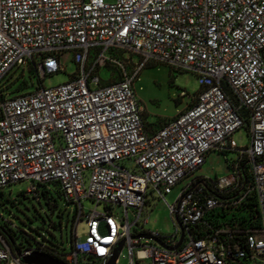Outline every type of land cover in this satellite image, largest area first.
I'll return each mask as SVG.
<instances>
[{
	"label": "built area",
	"instance_id": "1",
	"mask_svg": "<svg viewBox=\"0 0 264 264\" xmlns=\"http://www.w3.org/2000/svg\"><path fill=\"white\" fill-rule=\"evenodd\" d=\"M106 1L0 0V83L14 69L39 83L9 100L0 87V191L25 183L31 195L53 185L75 207L72 250L57 256L61 264H109L119 247L114 264L124 252L126 264H264V0ZM64 52L75 74L45 89L46 77L63 72ZM151 64L191 73L200 87L191 107L154 131L134 89ZM105 68L113 73L103 79ZM239 130L249 144L232 149ZM231 151L230 175L211 183L217 195L194 180L169 207L173 236L139 228L148 190L164 200L208 154ZM244 168L251 188L242 185ZM252 192L262 226L247 236L245 254L221 243L207 217L224 206L220 196L236 193L230 204L237 205ZM83 200L106 212L84 216ZM32 254H11L0 238V264Z\"/></svg>",
	"mask_w": 264,
	"mask_h": 264
},
{
	"label": "rangeland",
	"instance_id": "2",
	"mask_svg": "<svg viewBox=\"0 0 264 264\" xmlns=\"http://www.w3.org/2000/svg\"><path fill=\"white\" fill-rule=\"evenodd\" d=\"M107 3L113 0H107ZM123 60H131L132 64L139 63L137 56H130L129 53L122 54ZM59 66L63 72L46 77L43 80L42 86L45 89H52L61 86L69 81L71 76L76 72V66L72 62V54L64 52L59 58ZM100 77L106 79L109 74L105 71L100 72ZM113 83V80L109 84ZM4 88L1 93L6 100L13 97L29 94L39 88V83L35 78H32L26 71L13 70L0 83V87ZM137 100L143 110V118L147 125H155L159 119L170 118L181 112L188 104V98L195 95L200 87L198 79L195 75L173 71L163 65H148L139 74L138 80L134 85ZM165 120V119H164ZM249 144L245 130L236 131L230 138V146L232 149H243ZM236 158L235 153L221 154L212 152L206 156L204 164L188 175L180 183L176 184L164 196V200L159 199L156 194H148L144 200L142 210V218L139 223V228L143 231L158 234L160 238L173 236L174 222L170 217L169 207L173 206L183 189L191 184L196 178H203L210 181H216L226 178L230 175L228 163ZM125 168L130 169L132 163L129 161L123 162ZM87 184V183H86ZM53 192L55 188L49 187ZM28 186L25 183L16 184L1 190L2 195L0 200L4 202L0 206V216L3 218L1 222L9 221L15 224V227L30 237L37 243L45 239V243L49 249H52L61 254H69L72 250V221L69 213H74L75 207L67 204L63 197L55 196L57 208L51 212L44 202L39 205L30 196L23 197ZM83 215H89L95 212L103 215L106 210L103 205L95 207V204L90 200L81 202ZM111 214L118 219H122L123 210L119 207H114ZM129 212V220L131 215ZM231 214L228 215L230 218ZM244 216L248 219V216ZM143 220L146 224L143 225ZM86 234L85 222L77 226L76 237L80 241L84 240ZM23 236H20L16 243L21 245ZM26 247L25 242L22 243ZM31 245L34 243L31 240ZM124 258H120L119 264L127 263V254L123 253ZM244 261H242L243 263Z\"/></svg>",
	"mask_w": 264,
	"mask_h": 264
},
{
	"label": "trees",
	"instance_id": "3",
	"mask_svg": "<svg viewBox=\"0 0 264 264\" xmlns=\"http://www.w3.org/2000/svg\"><path fill=\"white\" fill-rule=\"evenodd\" d=\"M104 71L107 72L109 76H111L113 73L112 70L108 68H105ZM29 75L32 78H34L32 73H30ZM195 95H193L190 98H193ZM192 102L193 100L190 99L185 109L191 107ZM168 120L170 119L158 121L156 123L157 127H161V125ZM146 127L148 128V126ZM228 153H235V152L231 151V152H224L221 154H228ZM241 175H242L241 181H242V185H244V188H251L252 179L250 175L246 173L245 168L241 171ZM195 181L201 184V186L204 188L203 189L204 193L217 195L215 194L211 184L213 181L206 180L203 178H196ZM53 187L55 188L53 192L50 190V188H46L44 186H38L34 194L27 195L26 192H24L22 195L25 198L30 196L39 205L41 204V202H44L46 207L51 212H53L57 208L55 196L63 197L61 192L58 190V188L56 186ZM235 194H232L231 196H223V197L220 196V198L224 200V204H223L224 206L209 213V216L207 217V223L213 228V230L218 231L217 236L221 243L225 244L231 250H235L236 248H238L242 250L245 254H247L248 253L247 245H246L247 236L253 233L257 234L261 230L262 223L257 209V201H256L255 193L254 192L250 193L247 197H245V199L240 201L239 204L233 205L230 203L232 201L231 200L232 197ZM1 195L2 192L0 191V196ZM3 204L4 202L0 200V206H2ZM230 214L231 216L230 218H228V215ZM241 215L248 216V219L245 218L244 216L240 217ZM69 216L71 217V221H72V236H73L74 216L70 215V213ZM1 220H3V218L0 216V238L3 241V243L7 245L8 249L12 254H19L22 251L30 250L33 251L35 254L46 255L53 260H56L57 256L62 255L59 252L49 249L45 243L46 242L45 239H43L42 242L37 243L32 237H30L26 233L19 231L15 227L14 223L9 221H4L2 223ZM20 236H23L24 238L21 241V245H17L16 240ZM31 240L34 243V247H32L31 245ZM24 242L26 244V247H23L22 243ZM242 261L244 262L242 263ZM228 264H247V262L245 261V259L239 261L230 258L228 259Z\"/></svg>",
	"mask_w": 264,
	"mask_h": 264
},
{
	"label": "water",
	"instance_id": "4",
	"mask_svg": "<svg viewBox=\"0 0 264 264\" xmlns=\"http://www.w3.org/2000/svg\"><path fill=\"white\" fill-rule=\"evenodd\" d=\"M142 239H151L149 236L142 237ZM120 251V247L117 249L115 256L109 262V264H114L116 257ZM12 254V253H11ZM22 264H61L50 257L42 254H32L29 257L21 259Z\"/></svg>",
	"mask_w": 264,
	"mask_h": 264
},
{
	"label": "crops",
	"instance_id": "5",
	"mask_svg": "<svg viewBox=\"0 0 264 264\" xmlns=\"http://www.w3.org/2000/svg\"><path fill=\"white\" fill-rule=\"evenodd\" d=\"M184 109H185V108H184ZM184 109H183V110H184ZM183 110H182V111H183ZM182 111H181V112H182ZM179 113H180V112H179ZM177 114H178V113H177ZM177 114H176V115H177ZM176 115H174L173 117H175ZM173 117H170V118H164V119H165V120H166V119H171V118H173ZM143 119H144V118H143ZM164 119H162V120H164ZM162 120L159 119L158 121H162ZM144 123H145V119H144ZM145 125L148 126L149 130H151V131H154V130H156V129L159 128V127H157L156 124H155V125H147V124L145 123Z\"/></svg>",
	"mask_w": 264,
	"mask_h": 264
}]
</instances>
